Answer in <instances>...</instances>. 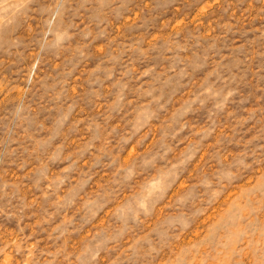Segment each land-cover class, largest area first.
Segmentation results:
<instances>
[{
	"label": "rangeland",
	"instance_id": "1",
	"mask_svg": "<svg viewBox=\"0 0 264 264\" xmlns=\"http://www.w3.org/2000/svg\"><path fill=\"white\" fill-rule=\"evenodd\" d=\"M0 264H264V0H0Z\"/></svg>",
	"mask_w": 264,
	"mask_h": 264
}]
</instances>
